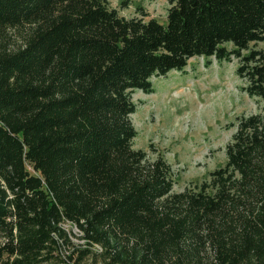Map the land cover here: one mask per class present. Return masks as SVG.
Returning <instances> with one entry per match:
<instances>
[{
  "label": "trees",
  "instance_id": "16d2710c",
  "mask_svg": "<svg viewBox=\"0 0 264 264\" xmlns=\"http://www.w3.org/2000/svg\"><path fill=\"white\" fill-rule=\"evenodd\" d=\"M165 2L162 23L0 0V264H264V0ZM195 56L236 59L263 105L234 117L222 165L172 191L167 161L132 147L131 93Z\"/></svg>",
  "mask_w": 264,
  "mask_h": 264
},
{
  "label": "rangeland",
  "instance_id": "374dc122",
  "mask_svg": "<svg viewBox=\"0 0 264 264\" xmlns=\"http://www.w3.org/2000/svg\"><path fill=\"white\" fill-rule=\"evenodd\" d=\"M120 1L107 0L124 17L136 15L134 7L140 5L149 16L165 21V0H128L123 7ZM254 47L262 48L264 42ZM210 61L204 66L201 56L191 57L183 72L151 77L152 93H131L136 103L130 115L136 130L132 147L145 150L148 158L160 155L167 161L174 177L172 191L202 181L211 169L222 165L223 147L234 132L230 125L234 117L255 113L263 105L240 89L243 81L234 74L236 59ZM62 225L72 243H81L75 227ZM82 264L91 263L85 259Z\"/></svg>",
  "mask_w": 264,
  "mask_h": 264
}]
</instances>
